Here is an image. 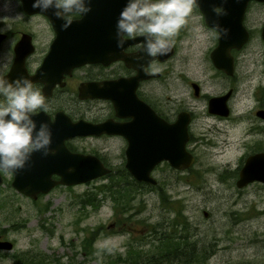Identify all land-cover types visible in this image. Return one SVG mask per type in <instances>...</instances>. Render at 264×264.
Segmentation results:
<instances>
[{
    "label": "rangeland",
    "instance_id": "1",
    "mask_svg": "<svg viewBox=\"0 0 264 264\" xmlns=\"http://www.w3.org/2000/svg\"><path fill=\"white\" fill-rule=\"evenodd\" d=\"M3 2L0 0V5ZM262 16L261 7L252 4L247 12L252 36L236 62L243 70L244 82L248 72L264 66L255 30L264 22ZM0 18L15 22L25 17L16 1L10 0L9 10L0 11ZM177 71L169 74L172 99H179L184 85L175 79ZM248 88L240 86L233 113L249 112ZM244 126L245 122L237 123L234 118L228 125L226 119L196 114L191 132L203 138L194 150L199 176L181 173L183 177L176 179L168 165L161 163L152 172L156 184L136 191L128 187L132 195L124 204H129L126 211L105 190L104 184L112 179L59 184L33 200L17 191L7 176L0 184V232H5L13 248L0 250V264H29L33 259L41 264H132L127 260L132 249L139 253L138 264L182 263L180 257L184 256L165 257L171 254L163 245L167 239L182 247V255L191 254L189 248L194 244L195 254H206L198 264H264V188L253 183L239 190L229 173L221 176L229 164L233 167L240 162L246 151L242 142H248L249 135L243 133ZM117 179L122 180L120 176ZM90 194L96 204L89 203ZM93 235L91 246H87L86 238Z\"/></svg>",
    "mask_w": 264,
    "mask_h": 264
},
{
    "label": "flooded vegetation",
    "instance_id": "2",
    "mask_svg": "<svg viewBox=\"0 0 264 264\" xmlns=\"http://www.w3.org/2000/svg\"><path fill=\"white\" fill-rule=\"evenodd\" d=\"M14 1H16L19 11L25 18L15 22H6L0 18V61L3 62L0 66V77L7 76L11 71V65L16 55V45L23 35L27 37L31 49L24 57V66H17L20 69L17 75L28 77L35 74L41 67L39 65L57 34V26L46 13L26 12L21 0ZM198 1L187 23L171 38L168 54L155 58L147 57L143 53L141 45L144 37L142 36L125 37L124 47L118 48L116 46L115 26L117 17L115 22L109 25L108 31H101L103 37H106L107 34L108 39L104 38L101 41L100 50L115 54L114 59L108 62H85L75 66H54L53 69L49 67L46 69V79L31 80L34 88L39 89L45 96L48 108L46 112L39 111L38 115L41 118H49V121L58 118L62 122L68 120L71 122L82 121L85 125L87 123H89L87 125H95L106 121H110V123L130 121L131 116L121 115L120 110L116 107V103L120 99H122L119 104L122 114L128 112L131 101L135 103L136 107L139 105L138 101L144 103L146 108L143 109H153L167 122L175 121L179 113L185 111L189 116V138L186 142V148L194 155V161L188 167L176 168L170 165L167 160H162L151 171L152 174L158 165L166 164L175 173L176 179L183 177L181 173L188 175L192 172V175L188 176L190 178L196 177L200 173L195 170L196 155L194 150L197 143L201 142L203 138L202 136L195 137L191 132V124L196 118V114L226 119L228 125L229 119L234 118L237 123L245 122L243 133L249 135V138L248 142H245L246 139L242 142L246 151L243 153L240 162H237L233 167L229 164L221 176L229 173V178L233 180L234 185L239 190L253 183L264 188V182L257 179L242 186L236 184L245 159L249 155L264 152V66H260L257 72H254V68L248 72L249 77L246 82L242 76L243 70L240 71L236 66L237 54L245 47L253 32V28L247 23V12L252 4L260 6L264 12V1L249 0L247 3L243 24L249 32V38L242 47L231 49L233 55L231 73H229V47L222 53H215L219 43V29L217 26L208 24L204 10ZM206 3L213 6V9L219 8L221 11H225L223 5L228 6L225 11L227 13L225 18L229 20V0H210ZM218 17H223V15H218ZM81 18V15L73 14L71 21ZM263 27L264 22L255 26V30L262 44V62L264 64ZM139 57H144V59L138 60ZM174 66L179 67L174 68ZM174 71H177V74L174 75L175 79H180L184 83L180 88L181 97L179 96V99H172L169 95V74H173ZM242 85L251 88L249 97L252 104L246 114L240 111L233 113L239 98L237 94ZM98 93L99 95H97ZM214 97H224L225 115L211 111L210 100ZM221 103L220 100H217L215 106L218 108ZM198 107L199 111H197ZM64 144L68 151L97 157L106 167L110 168L107 173L94 179L110 180L113 175L121 170L122 166L126 168L128 139L121 133L102 131L75 134L65 138ZM0 174L3 181L7 176L12 181L13 173L0 171ZM130 176L133 177L131 174ZM59 177L60 175L56 173L52 174V178L58 179ZM156 183H149V185ZM39 194L42 193H37V197ZM29 197L37 200V197ZM5 239L8 240L5 232L1 230L0 240ZM9 241L12 243L11 248H13V242ZM0 250L10 249L0 248Z\"/></svg>",
    "mask_w": 264,
    "mask_h": 264
},
{
    "label": "water",
    "instance_id": "3",
    "mask_svg": "<svg viewBox=\"0 0 264 264\" xmlns=\"http://www.w3.org/2000/svg\"><path fill=\"white\" fill-rule=\"evenodd\" d=\"M199 1L198 4L204 10L208 24L219 25V43L215 53H222L229 47V73H231L233 70L231 49L242 47L249 38V32L243 24L244 11L249 0H229V20L225 18V15L218 17L213 11V6L206 3L210 0ZM21 2L26 12H42L41 9L32 7L34 0H21ZM126 2L125 0H91L92 11L82 16L81 19L72 21L67 29L62 28L64 21L55 17L53 9L44 12L57 26V34L39 65L41 67L35 74L26 78L30 80L46 79V69L49 67L53 69L54 66H75L85 62H108L114 59L115 54L100 50L101 41L104 38L108 39L107 34L106 37H103L101 31L109 30V25L115 22ZM223 6V10L226 11L228 6ZM223 29L228 30L227 35L223 33ZM262 35L264 38V27ZM15 49L16 55L11 65V71L2 78L11 80L18 77L17 73L20 72V69L17 66H24V57L31 49L27 37L23 35ZM215 53L213 52V54ZM222 67L225 68V66ZM217 100L222 102L218 108L215 106ZM120 101L122 99L116 103V107L120 110L121 115L131 116L130 121L116 123L106 121L95 125H87L89 123L85 125L82 121L62 122L58 118L49 121V118H41L40 115L33 117L38 123L41 121L49 123L52 132L51 148L54 151L48 156L39 152L34 153L25 169L13 172L11 185L25 195L37 197V193H47L57 184L82 183L107 173L110 168L106 167L97 157L68 151L64 139L75 134L108 131L125 135L128 139L125 167L139 181L156 183V178L151 174V171L162 160H167L170 165L176 168L188 167L194 161V155L186 148L189 138L187 112H180L175 121L167 122L153 109H143L146 108V105L140 101H138L137 107L131 101L128 112L122 114ZM210 109L225 115L224 97L211 98ZM54 173L60 177L52 178ZM255 179L264 182V152L249 155L245 159L236 184L242 186ZM2 183L3 178L0 174V184ZM11 247L12 243L9 240H0V248L10 249ZM232 264L253 263L235 262Z\"/></svg>",
    "mask_w": 264,
    "mask_h": 264
},
{
    "label": "clouds",
    "instance_id": "4",
    "mask_svg": "<svg viewBox=\"0 0 264 264\" xmlns=\"http://www.w3.org/2000/svg\"><path fill=\"white\" fill-rule=\"evenodd\" d=\"M90 4L91 0H34L32 7L42 12L53 9L55 17L64 21L62 28L67 29L73 14L84 16L92 11ZM195 6L197 0H127L116 21V46L123 48L125 37L142 36L141 48L147 57L167 55L171 38L187 23ZM9 8L10 0L0 5V11ZM213 11L227 14L219 8ZM222 31L227 35V29ZM41 110H48L45 96L30 79L0 77V171L23 170L34 153H53L49 123L33 119Z\"/></svg>",
    "mask_w": 264,
    "mask_h": 264
},
{
    "label": "trees",
    "instance_id": "5",
    "mask_svg": "<svg viewBox=\"0 0 264 264\" xmlns=\"http://www.w3.org/2000/svg\"><path fill=\"white\" fill-rule=\"evenodd\" d=\"M119 176L122 178V180L119 179L121 181H119L117 179V177L119 178ZM111 179H112V181H110L107 184H104V186L106 187L105 190L109 193V196L113 199V201L116 204L120 205V207L122 208L123 211H126L128 209L129 204H127V206H124V204L129 201V197H131V195H132V193L129 191L128 187H130V189H133L136 191V190L141 189V188H143L149 184V183H146L144 181H139V180H136L133 177H131L129 172L126 170V168H122L121 170H119L115 175H113L111 177ZM123 179H125V180L123 181ZM91 195L92 194H90V196L88 197L89 203L96 204L94 202V200L92 199ZM93 237H94V235L92 237L86 238L85 243L87 246H91L92 241H93ZM167 237H169V235L164 236L163 238H167ZM170 238H172V237H170ZM158 239L160 240L161 238H158ZM163 245L166 246V251L168 250L171 253L169 255H166L165 257L170 259V257H174L175 255L184 256V258L180 257L182 263L198 264V263H200V261L204 260V258L206 257L205 253H202L200 255H197L194 253V250H195L194 244H193L194 247L192 246L189 248L190 249L189 251H191L192 253L191 254L185 253L183 255L180 254L181 250H179V248L182 249V247H179V244H177L176 241H174L172 239H167ZM185 246H189V245L186 244ZM131 253L132 254H130V256L127 258V260L132 264H138L137 263L138 260H136L137 255L139 254L138 251L132 249ZM158 259H161V258H154L155 261H157ZM34 260L35 259L29 261V264H41L42 263V261H36V260L34 261ZM101 264H104V263H101ZM142 264H147V262L142 263Z\"/></svg>",
    "mask_w": 264,
    "mask_h": 264
}]
</instances>
